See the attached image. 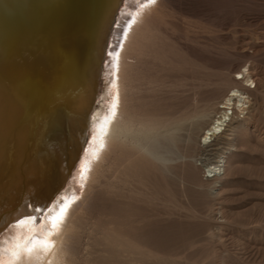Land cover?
I'll return each instance as SVG.
<instances>
[{
    "label": "bare ground",
    "instance_id": "1",
    "mask_svg": "<svg viewBox=\"0 0 264 264\" xmlns=\"http://www.w3.org/2000/svg\"><path fill=\"white\" fill-rule=\"evenodd\" d=\"M119 1L0 0V231L12 223L18 225L0 241L5 251L0 264H74L73 241L85 199L83 196L76 199L70 194L69 199L64 195L60 197L62 200L56 198L55 201L54 195L79 154L89 122L93 124L95 135L86 151L88 159L80 164L84 165L82 182L88 181L91 174L89 188L98 182L94 178L95 168L107 159L116 170H128L133 165L137 169L144 164L141 157L159 168L169 171L175 168L165 167L164 161L169 159L158 157L159 141L155 139L161 135H166L169 144L183 142L182 152L177 157L191 156L194 150H201V155H213L215 159L207 166L213 179L234 173L236 169L229 151L235 147V139L227 137L228 130L239 137L241 145L249 144L246 134L253 122L255 126L254 115H248L251 90L245 86L226 90L231 83L241 85L239 80L244 74L234 79L229 73L221 76L219 83L215 81L216 88L211 85L216 89L211 97L187 115L171 117L166 124H159L155 114L149 113L138 122L145 123L146 128L135 124L124 101L131 68L125 59L144 52L146 31L156 22L162 0H149L140 5L131 17L125 14L128 19H122L114 28L112 20H115ZM109 28L114 43L111 50L119 48L109 82L114 94L104 111L91 116L99 76L108 71H103L101 60ZM245 74L246 80L252 78L247 68ZM224 91L228 93L214 108V99ZM244 110L242 119L237 118V111ZM200 130L203 131L197 144L195 137ZM207 146L210 148L205 149ZM124 155H132L134 159ZM206 157L199 159L204 161ZM182 166L188 181L211 184L197 178L196 168L190 161L181 163ZM123 200L111 207L114 219L102 232L103 254L90 260L91 264H185L174 258L178 245L174 246L185 231L184 226L171 217L173 213H165L170 217L162 221L160 211ZM119 224L122 226L118 227ZM209 232L213 233L212 226Z\"/></svg>",
    "mask_w": 264,
    "mask_h": 264
},
{
    "label": "rangeland",
    "instance_id": "2",
    "mask_svg": "<svg viewBox=\"0 0 264 264\" xmlns=\"http://www.w3.org/2000/svg\"><path fill=\"white\" fill-rule=\"evenodd\" d=\"M146 2L149 0H120L112 26L118 27L122 19H128L127 14L131 17L136 9ZM158 9L156 22L146 31L144 52L136 57L128 55L125 59L131 68L126 80L129 86L126 89L124 101L135 124L149 113L155 114L159 124H166L171 117L187 115L206 102L216 91L215 86L218 85L220 77L229 73L232 79L244 74L245 80H239L241 85L231 83L226 90L249 87L251 112L248 115L250 113L254 115L255 126L253 122L246 134V139L249 140L248 145H241L239 137L231 130L226 132L227 137L235 139L233 140L235 147L232 146L229 149L232 152L230 160L236 166L234 173L221 174L213 179L211 172L207 170L208 163L215 159L212 158L213 155H201V150H194L191 156L177 157L182 152L180 145L183 142L169 144L166 135H161L155 139L159 141L158 157L169 159L164 161L165 167L172 165L175 168L170 171L167 168H159L141 157L144 164L137 169L133 165L129 166L128 170H116L111 160L107 159L101 166L95 168V177H93L98 182L95 187L89 188L88 181L91 180V174L87 177L88 181L82 182L81 170L84 165H80L82 161L85 162L88 159L89 155L86 151L89 149L88 146L91 147L93 135H95L93 124L89 122L79 154L73 161L63 184L56 191L55 198L53 197L56 201L64 195L68 198L70 194V197L73 194L76 199L82 196L85 199L86 204L82 209L73 241L74 264H91L90 260L103 254L105 246L102 243V232L108 226V222L114 219L111 210L117 205L116 201H122L124 198V203L129 201L137 206L160 211L162 221L170 217L165 213H173L171 217L183 225L185 231V235L174 246L178 245L175 250L177 256L174 257L178 261L185 264H264V0H162ZM108 30L101 64L103 71H110H107V74L103 72L99 76L98 94L90 109L91 116H94L97 111H104L114 94L109 82L112 78L110 73L116 63L114 58L115 56L117 58L119 48L115 47L116 50H111L114 43L111 38L112 31L110 28ZM246 68L252 77L247 80ZM212 81L214 83L218 81V83L214 84ZM209 85H215V88L208 87ZM201 88L204 91H200ZM226 93L224 91L214 99V108L220 105ZM230 111L231 109L228 108L227 112ZM245 111H237V118L242 119ZM212 115L213 112L210 116ZM138 126L146 128L145 123H139ZM202 131L197 133L194 143L198 144ZM258 136L261 140H258L260 139ZM133 144L138 143L133 142ZM209 148L207 146L205 149ZM129 157L131 160L134 159L132 155ZM204 157H206L204 161L199 159ZM185 161H190L195 166L199 180L211 184L203 185L188 181L184 167H181V163ZM153 182L157 183L156 186ZM163 201H165L164 204ZM170 207H175L174 211L172 208L169 209ZM175 211L179 213L176 214ZM213 225L219 227L214 228ZM121 226L118 225V227ZM211 226L213 233L209 232ZM17 227L18 225L12 223L1 230L0 241L2 237L12 234L11 228ZM210 255L213 257L211 258ZM4 257L5 251L0 243V263L4 261Z\"/></svg>",
    "mask_w": 264,
    "mask_h": 264
},
{
    "label": "snow or ice",
    "instance_id": "3",
    "mask_svg": "<svg viewBox=\"0 0 264 264\" xmlns=\"http://www.w3.org/2000/svg\"><path fill=\"white\" fill-rule=\"evenodd\" d=\"M150 2H154V0H150Z\"/></svg>",
    "mask_w": 264,
    "mask_h": 264
},
{
    "label": "water",
    "instance_id": "4",
    "mask_svg": "<svg viewBox=\"0 0 264 264\" xmlns=\"http://www.w3.org/2000/svg\"><path fill=\"white\" fill-rule=\"evenodd\" d=\"M88 21V20H87Z\"/></svg>",
    "mask_w": 264,
    "mask_h": 264
}]
</instances>
